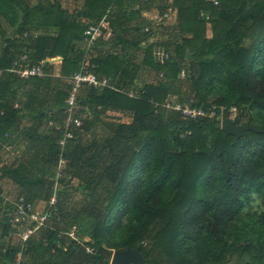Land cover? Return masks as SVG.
<instances>
[{"label": "trees", "instance_id": "obj_1", "mask_svg": "<svg viewBox=\"0 0 264 264\" xmlns=\"http://www.w3.org/2000/svg\"><path fill=\"white\" fill-rule=\"evenodd\" d=\"M114 1L86 0L83 11L100 20ZM164 8L177 11L179 39L161 42L169 53L167 60L156 63L151 47L144 59L163 78L137 90V98L120 89L89 88L82 106L92 115L107 108L130 110L134 121L98 143H83L76 132L62 150L67 163L56 181L60 135L48 139L50 177L41 181L46 180L51 194L56 191L57 203L61 191L82 190L85 197L74 214L84 212L88 217L86 235L95 251L87 254L70 240L63 245L67 238L59 236L61 230L82 231L72 217L68 225H58L63 210L56 203L50 221L26 242L32 264H109L113 251L129 247L149 264H264V0H219L217 6L206 0H170ZM150 25L148 20L134 29L148 37L153 28H144ZM68 30L61 26L55 41L23 42L21 50L17 43H7L0 68H9L29 51L31 63L60 56V76L71 75L81 57L72 53ZM123 61L111 56L98 59L95 71L107 76L119 72L123 83L131 85L138 66ZM52 64L42 63L44 69ZM56 80L55 111L38 116L61 118L70 85ZM176 81L182 84L177 87L178 100L193 98L192 105L214 108L218 117L184 120L161 107L154 111L152 102L168 99L174 93L169 83ZM50 82L47 77L22 79L9 72L0 77V137L29 108L27 100L35 99ZM16 88L21 89L20 107L4 101ZM231 106L240 109L234 120L255 124L258 131L248 130L240 137L224 132L219 115ZM86 121L83 118L82 125ZM95 145L97 151L88 154ZM78 168L86 174L81 176L84 180L70 185ZM12 208V202L0 197V240L10 230L7 220ZM9 249L12 257L14 249Z\"/></svg>", "mask_w": 264, "mask_h": 264}, {"label": "crops", "instance_id": "obj_2", "mask_svg": "<svg viewBox=\"0 0 264 264\" xmlns=\"http://www.w3.org/2000/svg\"><path fill=\"white\" fill-rule=\"evenodd\" d=\"M85 1L0 0V55L7 43H17L15 47L21 50L23 42H36L40 38H48L47 41H55L59 37L62 26L69 29L68 34L71 35L73 43V55L78 59L80 57L82 59L86 55L90 62L97 65V70L98 59L105 60L109 56L124 61L128 57V61L138 66L135 81L131 85L123 83L119 72L116 73L114 71L112 75H105L109 78L111 86L126 92L139 90L146 84L158 83L161 79L159 77L160 72L151 66L150 60L148 62L144 60L146 50L151 47L154 61L156 63L162 62L161 53H168V51L161 44L167 40L175 42L179 39L176 28L177 11L175 9L171 12L169 20L162 21L159 25L152 27L153 30L157 27V31L156 29L153 31V35H155L153 42L149 41V36L141 39L139 37L141 32L135 30L134 27L142 25V23L147 22L155 15L167 11L168 9L164 10V6L170 0H150L147 4L142 3L143 0L114 1L107 7L106 14L101 18L104 19V25L100 30L99 37L89 48L81 45L79 36L81 32H84L87 25L97 24L101 19L97 20L94 17H90L86 14V10L83 11ZM19 27H25V29L19 31ZM136 42L138 43L137 49L140 50L139 53L143 57L140 63L126 55L128 52L132 54L133 49L126 47L134 46ZM145 42H148V44L144 45ZM15 47H12L11 50H14ZM124 48H126L125 51ZM27 53L29 61H31L29 51ZM46 61L53 64L44 69L42 63ZM42 63L40 64L46 73V76L43 77L51 79L50 87L40 90L35 99L27 100L29 108L25 109L24 113L16 120V124L0 137V197L7 202H13L18 197L23 196L32 203L34 211L37 213H43L46 210L48 199L51 195V191L49 192L47 188L46 180L43 182L41 179L46 176L50 177L49 172L46 173L49 168L47 162L49 153L48 139L56 134L46 124L49 118L38 116L37 113H54L56 107V79L62 80L65 84L69 83L66 78L60 76V56L46 58ZM169 84L174 92L170 96L178 98V95H176L178 92L177 87L182 85L181 82L176 81ZM88 89V87H85L81 90L80 101H83H79L81 108L84 106L83 103L86 100ZM6 97L4 101L12 103L14 107H20L19 103L22 100L20 88H16L13 93L9 92ZM59 118L60 115L54 120ZM84 119L88 120L86 121L87 123H91H83L82 129L73 128L74 133L78 132V136L83 137V143L91 142L92 140L98 143V140H106V138L115 134L119 126L131 124L134 121V113L130 110L107 108L95 113L91 118L84 117ZM97 149L98 147L95 145L87 153H94ZM96 171L95 169L94 176ZM76 172V177L69 181L70 185H80L84 180L81 176L86 174L81 175V168H78ZM75 192L76 190L73 189L61 191L57 207L74 214L78 207L76 209H73L75 206L68 207V201L72 193ZM80 203H83V199ZM69 242L68 239H65L63 245ZM9 247V250L14 249L12 257L8 255L7 249ZM27 248L28 244L22 243L17 237H13L9 242L0 240V264H15L18 260L19 264H32V255L30 252H26Z\"/></svg>", "mask_w": 264, "mask_h": 264}, {"label": "built area", "instance_id": "obj_3", "mask_svg": "<svg viewBox=\"0 0 264 264\" xmlns=\"http://www.w3.org/2000/svg\"><path fill=\"white\" fill-rule=\"evenodd\" d=\"M150 0H143L144 3H148ZM213 5H219V0H206ZM171 9L155 15L149 21L150 26H146L144 31H149L153 26L159 25L162 21H167L171 18ZM203 15V12H201ZM104 25V19H101L97 24H89L84 30L80 39L81 45L85 48L91 47L96 39L99 37L100 30ZM151 27V28H150ZM161 61H165L169 58V54L166 52L161 53ZM97 65L88 60L87 56H83L80 60L77 69L69 76L64 77L69 81V89L65 98L64 108L61 111V118L58 120L48 119L46 124L52 128L55 133L60 136L57 140V144L60 147L59 159L55 166L54 180L56 181L63 174L66 166V159L62 157V150L69 139L74 138L75 133L73 128H80L82 126V119L84 117L91 118L92 114L88 109L81 108L79 106V96L81 90L85 87L102 90L110 88L118 90L111 86L109 78L105 75L96 73L95 69ZM5 72L13 73L19 78L28 79L30 77H43L46 76L45 71L40 63H31L27 53H22L16 57L9 68H0V77ZM184 73H181L183 76ZM160 78H163L162 74H159ZM126 95L129 97L137 98L139 96L138 91H126ZM193 98L186 101H180L177 98L172 100L166 99L162 103H154V111L158 107L164 110L179 113L181 118L184 120L196 119L199 117L215 118L218 117L215 109L204 110L200 107L192 105ZM223 110V109H222ZM240 112L237 106H231L227 112V116L234 119L235 116ZM221 118V115H219ZM188 134L190 132H187ZM183 134H181L182 136ZM56 187V182H55ZM4 204H6L3 201ZM57 203V193L54 191L48 200L47 212L37 213L34 211L32 203L27 201L23 196L18 197L12 202L13 208L7 220L10 225V230L4 237L5 241L9 242L13 237H17L22 243H26L28 239L36 233V231L46 225L50 221V213L53 211V206ZM1 220V214H0ZM59 236L66 237L74 245L82 249L85 253L91 254L95 251L94 247L90 244V237L84 236L76 227H72L68 230H61ZM1 238L2 241H4ZM15 264H19V260Z\"/></svg>", "mask_w": 264, "mask_h": 264}, {"label": "water", "instance_id": "obj_4", "mask_svg": "<svg viewBox=\"0 0 264 264\" xmlns=\"http://www.w3.org/2000/svg\"><path fill=\"white\" fill-rule=\"evenodd\" d=\"M220 128L236 137L243 136L248 130L258 131L255 124H240L227 116L226 111H221ZM109 264H149L145 257L136 248L117 249L113 251Z\"/></svg>", "mask_w": 264, "mask_h": 264}, {"label": "rangeland", "instance_id": "obj_5", "mask_svg": "<svg viewBox=\"0 0 264 264\" xmlns=\"http://www.w3.org/2000/svg\"><path fill=\"white\" fill-rule=\"evenodd\" d=\"M153 6V4H152ZM160 27V26H159ZM156 31H157V27H155ZM154 29V30H155ZM153 30V31H154ZM156 33V32H155ZM139 37L141 39H144L145 37L142 35V34H139ZM155 39V35H153V32L151 34H149V41L153 42ZM245 43H248L247 41ZM148 42H145L144 45H147ZM138 45H134V46H128L126 48H133L132 49V54L128 52V56H130L134 61H136L137 63H140L141 60H142V55L139 53L140 50H138L137 47ZM126 48H124V51L126 50ZM140 49V48H139ZM127 52V51H126ZM126 60L128 59V57L125 58ZM182 78L185 77V75L181 76ZM187 85V84H186ZM174 98H177V97H173V96H170L168 99L169 100H172ZM82 195V196H81ZM82 197H85L83 194H82V190H76L75 193H72V195L69 197L70 200L68 201V207H74L73 209H76V207H78V210L81 208V204L80 201L83 199ZM74 211V210H73ZM77 209L74 211L76 212ZM63 214H60V218H57V223L59 226H62L63 225H68V221H70V217L76 219V221H79V227H80V230L82 231L83 235L88 237L86 235L87 231H88V227H89V224H90V221H88V217H86V215L84 214V212H82L83 214L80 215H76L73 214V213H68L66 211H63L62 212ZM78 251L82 252L80 249H78ZM80 252L76 253V256H75V260L78 261V259L80 258ZM113 253V252H112ZM154 258L156 259H159L158 256H154ZM82 259V258H81ZM111 259V258H110Z\"/></svg>", "mask_w": 264, "mask_h": 264}]
</instances>
